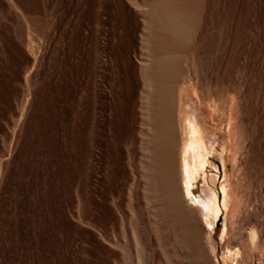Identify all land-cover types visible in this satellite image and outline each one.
I'll return each mask as SVG.
<instances>
[{"label": "rangeland", "instance_id": "obj_1", "mask_svg": "<svg viewBox=\"0 0 264 264\" xmlns=\"http://www.w3.org/2000/svg\"><path fill=\"white\" fill-rule=\"evenodd\" d=\"M131 1L0 0V264H116V260L118 264H139L148 255L152 264H179L182 251L188 249L170 233L169 219L159 205L154 200L146 201L153 199V192L145 179L149 157L157 153L151 142L155 132L154 100L161 92L171 93L177 122L178 97L184 84L186 95L199 88L198 93L189 95L195 102L201 99L199 108L204 93L207 108L216 102L208 110L202 104L200 111L207 120L213 115L209 123L222 124L216 125L221 138L223 121L229 118L232 105H240V118L250 132L248 147L244 148L249 153L241 151L243 158L248 156L242 159L244 171L240 168L241 155H234L236 159L232 160L238 159L242 166L237 169L236 161L230 163L228 176L233 178L231 182L241 177L246 187L250 182L253 192L241 185L247 189L242 188L245 191L241 193L252 192L244 197L254 195L255 189L257 195L246 196L253 199L249 204L245 197L242 221L238 219L244 226L239 227L238 221L233 224L242 235H237L231 225L229 235L233 231L234 236L229 238L233 245L246 246L247 250V242H240L241 237L246 238L253 223H259L257 242L260 240L258 244L264 247V0H205L196 28L190 15L188 24H176L181 28H174L172 20L161 23L163 26L145 25L141 17L149 12L155 18H171L173 12L166 10L159 16L153 7H137L142 0ZM193 53L196 59H191ZM160 57L170 62L171 70L165 78ZM192 61L198 66L190 65ZM185 62L190 65L191 76ZM183 70L185 76L181 75ZM186 76L196 80L192 83ZM182 79L191 81L192 88ZM207 82L213 91L206 87ZM209 93L217 101H210ZM210 158L220 164L216 172L219 185L223 166L214 154ZM246 169L249 180L243 175ZM231 182L229 187L237 183ZM234 186L231 195L237 184ZM193 189V197L202 194L201 178ZM127 194L132 197L129 199ZM234 195L237 193L232 195L235 199ZM121 213L131 221L127 236L122 234ZM197 219L201 221L199 215ZM221 223L215 227L216 240L220 239ZM258 226H254L256 231ZM114 236L123 238L119 247L125 252L109 240ZM219 248L223 264H236L224 262L221 242ZM246 250L243 259L250 254ZM258 250L252 251L251 261L253 258L256 263L250 264H264ZM260 256L263 261H258Z\"/></svg>", "mask_w": 264, "mask_h": 264}, {"label": "bare ground", "instance_id": "obj_2", "mask_svg": "<svg viewBox=\"0 0 264 264\" xmlns=\"http://www.w3.org/2000/svg\"><path fill=\"white\" fill-rule=\"evenodd\" d=\"M128 1H131V0H128ZM137 1V0H135ZM204 1L205 0H142V1H138L136 3L137 7H153L154 10L156 11V14H159L162 15L163 13L166 12V10H170L173 12V16L171 14L172 17L170 18L169 16H162V17H150V12H149V15L147 16V14H145L146 16L143 18L141 17L142 19H144V24L147 25L149 23H151L152 25L154 23H158V24H168L170 23L169 21L172 20V25L174 26V28H179L180 26H177L176 24H185L187 23L188 19H189V15H190V19L191 21L193 22V26L196 28L197 26V23H198V19H199V16L202 14L203 10H204ZM132 2V1H131ZM133 3V2H132ZM131 3V4H132ZM133 5V4H132ZM135 5V6H136ZM191 7L190 9V12H189V8ZM139 8V9H140ZM152 8V9H153ZM138 9V8H136ZM179 9V10H178ZM181 9V10H180ZM144 10V9H143ZM177 10L179 12H177ZM184 10V11H183ZM192 10V11H191ZM147 11V9H146ZM147 12V13H148ZM175 12V13H174ZM140 13V11H139ZM142 13V12H141ZM151 13H152V10H151ZM162 13V14H161ZM155 14V12H154ZM157 24V25H158ZM161 24V25H162ZM188 24V23H187ZM151 25V27H152ZM163 26V25H162ZM172 26V27H173ZM176 26V27H175ZM183 26V25H182ZM192 26V25H191ZM200 26V25H199ZM145 26H143L144 28ZM171 27V26H170ZM193 27V29H194ZM169 28V27H168ZM173 28V30H174ZM181 28V27H180ZM146 29V28H144ZM192 29V30H193ZM151 30V29H150ZM161 30V29H160ZM178 30V29H176ZM183 30V29H180V31ZM175 31V30H174ZM179 31V30H178ZM184 31V30H183ZM146 32V31H145ZM144 32V33H145ZM154 32V31H153ZM163 32V31H162ZM161 32V33H162ZM165 32V31H164ZM163 32V33H164ZM171 32V31H170ZM169 32V33H170ZM198 32V31H197ZM156 33V32H155ZM163 33L161 34V36L163 35ZM176 33V31H175ZM180 33V32H179ZM182 33V32H181ZM143 32L141 33V36H142ZM152 34V33H151ZM165 34V33H164ZM146 35V34H145ZM168 36H172L171 34H167ZM165 35V36H167ZM190 35V34H189ZM149 37V35H147ZM146 36V37H147ZM159 36V35H158ZM147 37V38H148ZM163 37V36H162ZM181 37V35H180ZM143 38V36H142ZM141 38V40H142ZM151 38V37H149ZM173 38V37H171ZM186 38H188L186 36ZM164 39V38H163ZM162 39V40H163ZM170 39V37H169ZM193 39V38H192ZM196 40V39H195ZM147 41V40H146ZM146 41H143V42H146ZM193 41V40H192ZM142 42V44H143ZM192 43V42H191ZM146 44H148L146 42ZM176 45V44H175ZM191 45V44H190ZM189 46V45H188ZM198 46V45H197ZM146 47V46H145ZM150 49V47L148 48V50ZM193 50V49H192ZM144 51H145V48H144ZM151 51H153L151 49ZM149 51V52H151ZM197 50H195L194 52H196ZM192 52V51H191ZM152 53V52H151ZM181 53V52H180ZM171 54H173L171 52ZM177 54V53H175ZM192 54V53H191ZM195 53H193L194 55ZM147 55V54H146ZM157 55V54H155ZM153 55V56H155ZM160 55V54H159ZM159 55L157 57H159ZM166 55V54H165ZM183 55V54H182ZM196 55V54H195ZM194 55V57H192L191 59L195 58L196 59V56ZM198 55V54H197ZM148 56V55H147ZM152 55L148 56V57H151ZM164 55H162L163 57ZM168 56V54H167ZM185 56V55H184ZM187 56V55H186ZM144 57V56H143ZM146 57V56H145ZM166 57V56H165ZM198 57V56H197ZM147 58V57H146ZM155 59V57H153ZM152 58V59H153ZM189 59V57H186ZM185 58V59H186ZM150 59V58H148ZM153 59V60H154ZM164 59V57H163ZM184 59V60H185ZM141 60V61H140ZM139 61L142 63V59H140ZM156 60V59H155ZM160 60H161V57H160ZM144 61V60H143ZM148 61V60H146ZM157 61V60H156ZM163 61L164 63V70H165V73L163 72L161 75H162V78L166 77L167 75H169L168 73L170 72L171 68L169 66V60H161ZM194 61V60H193ZM192 61V63H193ZM197 60H195L196 62ZM199 61V60H198ZM197 61V63H198ZM149 63L152 64V61H148ZM154 62V61H153ZM186 62H189L188 60H186ZM185 62V63H186ZM144 63V62H143ZM190 63V62H189ZM189 63H186L187 67L189 65ZM148 63L146 62L145 65H147ZM149 64V65H151ZM196 63H193V64H190V65H193L195 67ZM143 65V64H142ZM154 65H155V62H154ZM158 65V64H157ZM185 65V64H184ZM190 65L188 67V69H186V66H185V70H187L186 72H188L189 76H191V72H189L188 70H190ZM198 66V64H196ZM156 66V65H155ZM150 67V66H149ZM148 67V68H149ZM152 67V66H151ZM201 67V65H200ZM198 67V71L195 69L194 71V74H197L196 71L198 72L197 75H199V68ZM147 69V67H145ZM156 68V67H155ZM154 68V69H155ZM142 69V68H141ZM142 71V70H141ZM157 72V71H156ZM184 70H183V73L181 75H184ZM185 72V75L187 74ZM155 73V71H154ZM157 73H160V71H158ZM142 74V72H141ZM153 74V73H152ZM201 74H204V73H201ZM184 75V76H185ZM151 76V75H150ZM183 76V77H184ZM182 77V76H181ZM187 77V76H186ZM195 76L193 75V78ZM201 76H199L200 78ZM204 77V76H203ZM142 78H143V74H142ZM151 78V77H150ZM187 78H190V77H187ZM185 78V79H187ZM192 78V79H193ZM144 79V78H143ZM179 79V77L177 78ZM150 80V79H149ZM191 80V78L189 79ZM186 82L185 80L182 79V81H185L186 84H190V82L192 81V83H194V81L196 80H191L190 82ZM202 80V79H201ZM200 80V82H201ZM147 80H145L146 82ZM151 81V80H150ZM180 80L179 83L182 82ZM198 81V79H197ZM205 81V80H204ZM203 81V82H204ZM208 81V80H207ZM184 82V83H185ZM199 82V83H200ZM211 82V80H210ZM192 83L190 84V86L188 87H191ZM208 83V82H207ZM205 84V83H204ZM209 85H207L206 87L209 86V90L213 91V89H210L212 87V84L210 85V83H208ZM145 85V84H144ZM156 85V84H155ZM180 85V84H179ZM183 85V84H181ZM201 85V84H200ZM203 85V84H202ZM201 85V86H202ZM206 85V84H205ZM203 85V87L205 86ZM219 85V84H218ZM184 88H186L185 84L183 85ZM181 86V89L182 87ZM197 86V84H196ZM148 87V86H147ZM193 89H195L196 87L193 85ZM199 87V86H198ZM197 87V88H198ZM146 88V86H145ZM152 88V85L150 86V89ZM180 89L181 91L179 92V97H178V105H177V108H176V111H177V122H176V118H175V108H174V100L172 98V94L169 93V92H161L159 97L156 98L154 100V107H153V112H154V117H155V123H154V126H155V132H154V135H153V138L151 139V142L153 143V145L155 146V149H156V154L153 155V158H150L149 159L151 160L150 161V164H148V171H149V174L146 176V179H145V182H147L150 186V189L152 190L151 192H153V199L149 200L147 198V196H145L146 198V201H149L151 203L152 200H154L158 205H159V209L160 211L166 216L168 217V222H169V225L167 224L169 230H170V233H172L175 238H177V240H179L178 242H180L183 246H186L187 247V251L184 252V250L182 251V255H181V259H178V256L177 259L180 261L179 264H223L219 258V245H220V242H221V249H222V258H223V261L224 262H234L236 264H250L252 263V261H254V259L252 258V261H251V254H254L252 253L253 250H260L261 254L260 255H263L264 256V247L262 246L263 244H258L260 242V240L257 242V238L258 236L260 235L258 231V229L260 230L261 228V225L260 227L258 225H253L251 226L252 229L248 230L247 233L244 232V230L242 229L241 232L243 231L245 234H246V238L245 237H241V241L242 242V239L245 240L247 243L246 245L248 246L247 247V250H250L248 251V253L250 252V254L248 255H245L246 257L243 259V253L246 254L243 250L245 249L246 250V246L245 248L243 249V246H238V245H233L231 243V240H230V236H234V235H231L235 232L238 233V229H235L233 226L234 223H236L238 221V219L240 217H242L243 215L241 213H243L245 211L242 210L243 206H245V204L247 203L246 201V198L244 197L245 194H248V193H241L243 190L245 191L246 188H248L250 184V182L247 183V187L246 185H244L243 183H241L242 179L240 177V175L242 176L243 178V175L244 177L246 176L247 179L249 180L250 178H248V173H247V169L245 170V172L247 173H242L241 174V171L244 169V163H242V159H246L245 158L246 156L244 155V158L242 157V149L244 151L242 152H248V150L245 151V147L247 146L248 142V138H250V134H248L247 132V129H245L244 126H247V124L245 125L243 123V120H241L240 118V105H232V100L230 101L231 105L233 107H231V105H229L232 109H231V112L230 113V116H227V117H224L226 120L225 122L223 121V128H221L223 131H222V135H223V138L219 137V134H218V128L216 125H220L219 123L217 124H213V123H209V121H212V116H211V120L210 117H209V121L207 119H205V115H202V110L200 111V108L202 109V104L204 106L203 109H206L207 108V102L204 103L206 100H205V95L206 93H204L203 89V95L201 94V92H199L198 96L202 95L204 98L202 99L203 103L201 104L200 108L199 106L197 105V103L199 101H201V99L198 101V102H195L194 99H190L189 95H192L193 92H191L192 90H190V93L189 95H186V91L185 90H188L187 88L186 89ZM192 88V87H191ZM202 87H200L201 89ZM216 88V87H215ZM149 89V88H148ZM178 89V91H179ZM190 89V88H189ZM208 90V88H206ZM175 90V89H174ZM199 91V88L196 89ZM215 90V89H214ZM217 90V89H216ZM198 91L195 93H198ZM209 91V92H210ZM235 91V89H234ZM237 93H236V96H238V90H236ZM143 92V91H142ZM141 92V93H142ZM175 92V91H174ZM217 92V91H216ZM195 93L193 95H195ZM208 93V91H207ZM240 93V92H239ZM145 94V93H144ZM152 94V93H151ZM156 94V93H155ZM178 94V93H177ZM187 94H188V91H187ZM216 94V93H215ZM235 94V93H234ZM197 95V94H196ZM207 95V94H206ZM210 95V93H209ZM212 95L214 96V94L212 93L210 95L209 98L210 101L211 100H214L213 103L215 101H217V99H213L212 98ZM197 96V99H199V97ZM241 96V95H240ZM155 97V96H154ZM207 97V96H206ZM234 97V96H233ZM193 98H196V96H194ZM237 98V97H236ZM238 98L240 99V97L238 96ZM237 98V99H238ZM195 99V100H197ZM207 101L209 102L208 98H206ZM234 99V98H232ZM238 99V100H239ZM142 100V99H141ZM147 100V99H146ZM241 100V99H240ZM239 100V103L238 104H241ZM149 101V100H148ZM235 103L236 101L233 100ZM152 102V101H150ZM210 103V102H209ZM208 103V104H209ZM212 103V102H211ZM205 104V105H204ZM216 104V102L214 103V105ZM218 104V103H217ZM150 105V104H149ZM207 105V106H206ZM213 104H211L212 106ZM214 105L212 107H214ZM211 106H209L211 108ZM206 107V108H205ZM209 107L206 109L208 110ZM229 108V107H228ZM242 108V107H241ZM148 109V108H147ZM215 109V108H214ZM213 109V110H214ZM144 110V109H143ZM205 110V111H206ZM230 110V109H229ZM148 111V110H147ZM150 111V109H149ZM209 112V111H208ZM215 112V110H214ZM214 112H212L214 114ZM144 113V112H143ZM228 113V114H229ZM242 113V112H241ZM211 114V113H210ZM227 114V115H228ZM145 115V114H144ZM209 115V114H208ZM206 115V116H208ZM216 115V113H215ZM243 113L241 115L242 119H243ZM151 116V115H150ZM146 117H149V116H146ZM222 117V116H221ZM145 118V117H144ZM143 118V119H144ZM218 118V117H216ZM220 118V116H219ZM223 118V119H224ZM149 119V118H148ZM215 119V118H214ZM213 119V120H214ZM207 120V121H206ZM220 120V119H219ZM144 122V121H143ZM154 122V121H153ZM219 122V121H218ZM246 122V121H245ZM143 126V125H142ZM222 126V124L220 125ZM148 127V126H147ZM151 127V126H150ZM248 127V126H247ZM250 129V128H249ZM250 133V132H249ZM141 135V134H140ZM146 135V134H145ZM148 135V134H147ZM146 135V136H147ZM249 135V137H247ZM142 136V135H141ZM252 136V135H251ZM144 138V137H143ZM144 142V140L142 141ZM147 142V141H146ZM149 142V141H148ZM251 144V143H250ZM148 145V144H147ZM152 145V144H151ZM141 146H144V144ZM248 147V146H247ZM144 148V147H142ZM154 148V147H153ZM148 149V148H146ZM150 149V148H149ZM148 149V150H149ZM249 149V148H248ZM143 150V149H142ZM146 150V151H148ZM250 150V149H249ZM151 151V149H150ZM154 152V151H153ZM246 152V153H247ZM144 153L145 150H144ZM149 153V152H148ZM240 154L241 155V163L242 165H240V163H237L239 162V160L237 159L236 161V164L237 165V169L240 167L241 171L238 173L239 174V177L240 179H237L236 177L234 181H230L231 178H229L228 176V165L232 162L235 163V161L232 160L233 159H236V158H239L238 155L236 154ZM249 153V152H248ZM214 154L215 157H217L219 159V161L221 162L222 166H223V172H224V176H223V179L221 180V182L219 183V185L216 183V180H217V171L220 170V164H217L215 160H211L210 156ZM236 154V158L234 157V155ZM130 156V154H129ZM134 156V155H133ZM144 155H142L143 157ZM141 157V158H142ZM248 157V156H247ZM144 158V157H143ZM148 158V157H146ZM133 159V158H132ZM131 159V160H132ZM129 160V159H128ZM148 160V159H146ZM141 161V160H140ZM245 162V161H244ZM143 163V162H142ZM236 164H233V166H235ZM247 164V162H246ZM245 164V165H246ZM144 165V164H142ZM211 167L209 170H208V167ZM143 167V166H142ZM141 167V168H142ZM236 167V166H235ZM146 168V167H145ZM246 168V167H245ZM143 169V168H142ZM234 169V167H233ZM139 170V169H138ZM144 171V170H143ZM209 171H211V173H209ZM233 171V170H232ZM231 171V172H232ZM234 171L237 172L236 168L234 169ZM244 171V170H243ZM242 171V172H243ZM146 172V170H145ZM144 173V172H142ZM232 174V173H231ZM230 174V176H231ZM251 174V173H250ZM234 175V174H233ZM236 176V175H235ZM238 176V175H237ZM143 177V174L142 176ZM233 177V176H231ZM238 177V178H239ZM136 178H137V175H136ZM144 178V177H143ZM198 178H201L202 181H203V189H202V194H200L199 196L197 197H193L195 191L193 189V185L195 183V181H197ZM237 179V180H236ZM244 179L243 178V182H244ZM142 180V179H141ZM233 180V178L231 179ZM237 181V183L235 182ZM240 181V182H239ZM246 181V179H245ZM142 182V181H141ZM230 182L233 183L235 182V184L233 183V189L235 188L234 185L237 184L236 186V190L233 191V193H237V196H236V201L234 199V197L231 195V192H230V188H232L231 186L229 187L230 185ZM239 182V183H238ZM247 182V181H246ZM135 183V182H133ZM253 183V182H252ZM139 184V182H138ZM146 184V183H144ZM147 185V184H146ZM144 185V186H146ZM239 185V187H238ZM241 185L245 186V187H242ZM141 186V185H139ZM138 186V187H139ZM241 186V187H240ZM242 188H245L243 190H241ZM252 186H251V189H250V186H249V189L252 191ZM143 189V188H142ZM232 189V190H233ZM248 189V190H249ZM138 190V189H137ZM254 190V189H253ZM144 191H146L144 189ZM247 191V189H246ZM260 191V190H259ZM147 192V191H146ZM150 191L148 190V193ZM253 192V191H252ZM252 192H250L249 194H251ZM255 194L257 195V190L255 189L254 190ZM261 192V191H260ZM137 193V192H136ZM248 194V195H249ZM254 194V195H255ZM261 194V193H259ZM128 195V194H127ZM131 195H132V192H131ZM144 195H146V193H144ZM143 195V196H144ZM254 195H250V196H254ZM129 196V195H128ZM138 196V195H137ZM149 196V195H148ZM249 196V197H250ZM259 196V195H258ZM257 196V197H258ZM130 197L132 196H129V199ZM248 197V198H249ZM261 197V196H260ZM247 198V200H248ZM252 198V197H251ZM255 198V197H254ZM234 199V200H233ZM257 199V198H256ZM255 199V200H256ZM260 199V198H259ZM253 200V199H252ZM251 199L248 200V204H249V201L252 203ZM254 200V201H255ZM264 200V199H263ZM94 201V200H93ZM132 201V200H131ZM130 201V202H131ZM139 201V200H138ZM233 201H235V203L233 204ZM129 202V203H130ZM154 202V203H155ZM257 202V201H256ZM118 203V202H117ZM156 203H155V206H156ZM258 203V202H257ZM260 203V201H259ZM115 204V203H114ZM247 204V205H248ZM255 204V203H254ZM253 204V205H254ZM154 205V204H153ZM246 205V207H247ZM259 205V204H257ZM256 205V207H257ZM116 206V205H115ZM252 206V205H251ZM133 207V206H131ZM130 207V208H131ZM245 207V208H246ZM250 207V205L248 206ZM247 207V208H248ZM253 207V206H252ZM251 207V210H253V208ZM255 207V206H254ZM255 207V208H256ZM260 207V206H259ZM143 208V207H142ZM119 209V208H117ZM133 209V208H132ZM152 210V209H151ZM153 210H155L153 208ZM248 210H250V208H248ZM260 210V209H258ZM120 211V210H118ZM117 211V212H118ZM159 211V212H160ZM242 211V212H241ZM255 211V210H254ZM97 212V211H96ZM160 212V215L162 214ZM249 212V211H248ZM247 212V213H248ZM251 212V211H250ZM126 213V212H125ZM125 213H121V218H120V222H121V229L123 231V235L125 236V234L127 233V229H128V226L131 224V221L130 219H128V216L125 214ZM258 214L261 213L260 211L257 212ZM114 214V213H113ZM242 216H241V215ZM252 214V213H251ZM262 214V213H261ZM200 216V222L198 221L197 219V216ZM246 215V214H245ZM250 215V214H248ZM260 215V214H259ZM258 215V216H259ZM130 216V215H129ZM257 216V217H258ZM161 217V216H160ZM244 218V217H243ZM248 218V217H247ZM259 218V217H258ZM257 218V219H258ZM261 218V217H260ZM167 219V218H165ZM165 219L163 220L165 222ZM221 220L222 221V225H221V229L219 231V236H220V239L216 240L215 238V227L217 225V222L218 220ZM246 219V218H245ZM256 219V220H257ZM99 220V219H98ZM240 221L241 218L239 219ZM261 220V219H260ZM259 220V222H260ZM162 221V223L164 224V222ZM246 221V220H245ZM243 221V222H245ZM93 222V221H92ZM153 222V221H152ZM248 222V221H247ZM237 223H240L239 221ZM242 223V222H241ZM240 223V224H241ZM103 224V222H102ZM113 224V223H111ZM159 225V224H158ZM232 225L233 227V231L232 233H230L229 235V232H230V226ZM239 225V224H237ZM91 226V225H90ZM160 226V225H159ZM158 226V227H159ZM241 225H239V227H241ZM244 226V225H243ZM242 226V227H243ZM258 226L257 228V231H258V235H257V231L255 229V227ZM130 227H132V225H130ZM135 227V226H133ZM162 227V226H160ZM166 227V225H165ZM93 228V227H92ZM115 228V226H114ZM137 228V227H135ZM245 228V227H244ZM103 229V228H102ZM158 229V228H157ZM167 229V228H166ZM116 230V229H115ZM130 230V229H129ZM132 230V228H131ZM99 231V230H98ZM103 231V230H102ZM133 231V230H132ZM154 231V230H153ZM104 232V231H103ZM114 232V231H113ZM117 232V231H116ZM136 232H137V229H136ZM100 233V232H99ZM160 233V232H158ZM217 233V232H216ZM235 233V235L237 234ZM101 234V233H100ZM115 234V233H113ZM133 236H135V233H133ZM157 234V233H156ZM161 234V233H160ZM244 234V235H245ZM103 235V234H102ZM159 235V234H157ZM237 235H242V234H237ZM236 235V236H237ZM101 236V235H100ZM109 236V235H108ZM107 236V237H108ZM127 236V234H126ZM239 236V237H240ZM115 239L111 240L109 238L110 241H114V243L119 247H121V243L119 242V240H122L123 238L120 237H116L114 236ZM125 238V237H124ZM159 238V236H158ZM233 239H235L234 237H232ZM231 238V239H232ZM245 238V239H244ZM262 238V237H261ZM126 239V238H125ZM131 239V238H130ZM146 239V238H145ZM238 239V238H237ZM240 239V238H239ZM238 239V240H239ZM260 239V236L259 238ZM159 240V239H158ZM170 240V239H169ZM148 241V240H147ZM160 241V240H159ZM233 241V240H232ZM235 241V240H234ZM244 241V242H245ZM264 241V240H263ZM111 242V243H112ZM135 242L136 243H139L137 242L136 240V237H135ZM110 243V244H111ZM126 243V241H125ZM163 242H161L162 244ZM179 243V244H180ZM264 243V242H263ZM160 244V246H161ZM178 244V243H177ZM180 244V245H181ZM244 244V243H243ZM242 244V245H243ZM139 245V244H138ZM137 245V246H138ZM141 245V244H140ZM239 245H241V243H239ZM245 245V244H244ZM112 246V244H111ZM143 246V245H142ZM119 247V248H120ZM146 247V246H145ZM144 247V248H145ZM116 248V247H114ZM142 247H140L141 249ZM249 248V249H248ZM118 249V248H117ZM121 249V248H120ZM135 249V248H133ZM138 248V250H140ZM143 249V248H142ZM148 249V248H147ZM146 249V250H147ZM163 249V248H162ZM182 249V247H181ZM184 249V248H183ZM243 249V250H242ZM122 250V249H121ZM246 250V252H247ZM258 250V253H260ZM124 248H123V250ZM151 251V250H150ZM149 251V252H150ZM128 252V251H127ZM163 252V251H162ZM165 252V251H164ZM184 252V253H183ZM129 253V252H128ZM139 253V252H138ZM144 253V252H143ZM151 253V252H150ZM167 253V252H166ZM145 254V253H144ZM148 254V253H147ZM165 254V253H164ZM180 254V252H179ZM124 255V254H123ZM142 255V254H141ZM153 255V254H152ZM166 255V254H165ZM177 255L176 253L174 254V256ZM143 256V255H142ZM262 256V257H263ZM138 257H141V256H138ZM155 257V256H154ZM253 257V256H252ZM261 256L258 258V261L261 260L262 258ZM123 258V257H122ZM166 258V256H165ZM185 260H184V259ZM141 259V258H139ZM183 259V260H182ZM170 260V259H169ZM256 260V259H255ZM171 261V260H170ZM174 261V259H173ZM263 261V260H261ZM141 263L139 264H152V259L150 257V255L148 256H144V258L141 259L140 261ZM168 262V261H167ZM166 262V264H168ZM255 262V261H254ZM172 263V262H171ZM175 263V261H174ZM172 263V264H174ZM256 263V262H255ZM261 263V262H260ZM116 264H118V261L116 260ZM163 264V263H162ZM170 264V263H169ZM178 264V263H177Z\"/></svg>", "mask_w": 264, "mask_h": 264}, {"label": "water", "instance_id": "obj_3", "mask_svg": "<svg viewBox=\"0 0 264 264\" xmlns=\"http://www.w3.org/2000/svg\"><path fill=\"white\" fill-rule=\"evenodd\" d=\"M219 223H220V219L218 220L217 225H218ZM217 225H216V226H217Z\"/></svg>", "mask_w": 264, "mask_h": 264}]
</instances>
